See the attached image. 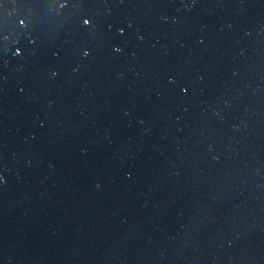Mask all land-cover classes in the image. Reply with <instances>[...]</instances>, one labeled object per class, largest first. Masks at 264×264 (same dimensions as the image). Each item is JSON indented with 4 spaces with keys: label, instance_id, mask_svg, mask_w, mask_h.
Here are the masks:
<instances>
[{
    "label": "water",
    "instance_id": "water-1",
    "mask_svg": "<svg viewBox=\"0 0 264 264\" xmlns=\"http://www.w3.org/2000/svg\"><path fill=\"white\" fill-rule=\"evenodd\" d=\"M0 264H264V0H0Z\"/></svg>",
    "mask_w": 264,
    "mask_h": 264
}]
</instances>
